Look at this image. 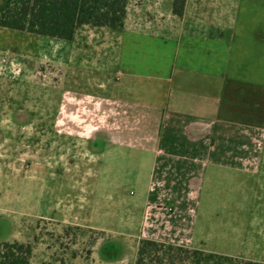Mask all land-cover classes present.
I'll return each instance as SVG.
<instances>
[{
    "label": "rangeland",
    "instance_id": "1",
    "mask_svg": "<svg viewBox=\"0 0 264 264\" xmlns=\"http://www.w3.org/2000/svg\"><path fill=\"white\" fill-rule=\"evenodd\" d=\"M160 1L129 0L135 32L164 27L152 12ZM77 33L60 42L0 28V243L31 244L30 264H136L148 157L95 146L118 82L106 52L120 38L90 26ZM243 191L203 194L196 246L235 257L220 264L264 262V178Z\"/></svg>",
    "mask_w": 264,
    "mask_h": 264
},
{
    "label": "crops",
    "instance_id": "2",
    "mask_svg": "<svg viewBox=\"0 0 264 264\" xmlns=\"http://www.w3.org/2000/svg\"><path fill=\"white\" fill-rule=\"evenodd\" d=\"M160 5L164 27L137 32L127 8L106 52L118 82L95 146L148 157L144 239L213 253L195 241L205 190L221 201L220 187L264 178V0H185L182 16Z\"/></svg>",
    "mask_w": 264,
    "mask_h": 264
},
{
    "label": "trees",
    "instance_id": "3",
    "mask_svg": "<svg viewBox=\"0 0 264 264\" xmlns=\"http://www.w3.org/2000/svg\"><path fill=\"white\" fill-rule=\"evenodd\" d=\"M129 0H1L0 28L64 42H73L85 26L120 31ZM185 0H174L183 15ZM33 247L19 241L0 243V264H30ZM220 264L229 257L152 240L142 241L136 264ZM149 259V263L147 262ZM243 264H264L245 261Z\"/></svg>",
    "mask_w": 264,
    "mask_h": 264
},
{
    "label": "built area",
    "instance_id": "4",
    "mask_svg": "<svg viewBox=\"0 0 264 264\" xmlns=\"http://www.w3.org/2000/svg\"><path fill=\"white\" fill-rule=\"evenodd\" d=\"M169 211H172V209L170 208Z\"/></svg>",
    "mask_w": 264,
    "mask_h": 264
}]
</instances>
